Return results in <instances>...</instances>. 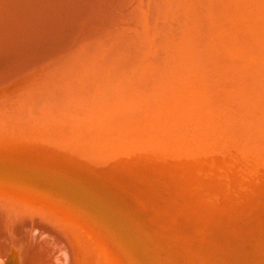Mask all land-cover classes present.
<instances>
[{
	"label": "rangeland",
	"instance_id": "1",
	"mask_svg": "<svg viewBox=\"0 0 264 264\" xmlns=\"http://www.w3.org/2000/svg\"><path fill=\"white\" fill-rule=\"evenodd\" d=\"M164 1L74 0L57 10L56 26L48 8L31 6L21 33L0 31V153L77 155L51 160L126 208L165 264H264V0H178L162 12L179 15L171 34L150 25ZM77 25L82 39L68 32ZM88 123L147 139L119 146L128 163L117 166L108 155L71 152V139L46 127L83 138ZM126 168L170 187L142 188L150 207L134 202ZM19 199L0 193L1 203ZM79 218L67 219L63 235L73 249L80 225L87 264L84 251L100 234Z\"/></svg>",
	"mask_w": 264,
	"mask_h": 264
},
{
	"label": "bare ground",
	"instance_id": "2",
	"mask_svg": "<svg viewBox=\"0 0 264 264\" xmlns=\"http://www.w3.org/2000/svg\"><path fill=\"white\" fill-rule=\"evenodd\" d=\"M15 1L0 0V31L3 36L9 34L15 24L18 26L17 28L22 26V17L28 15V8L31 6L38 9L48 8L49 12L54 14L55 7L59 6L60 9L62 5L70 8L74 2V0H28L29 7L22 10L21 6L17 5ZM179 4L181 3L178 0H167L155 5L153 8L154 17L150 19V25L154 24L157 30L158 28L162 29L164 26V30L171 34L174 27H176L177 16H179L174 15L180 11H174V17L168 13L167 19L163 18L162 12L165 14L167 9L173 11L178 8ZM76 5L78 8H83L82 3ZM66 14L71 15L67 12ZM78 15L80 16V14ZM164 20L167 21L168 25L165 24ZM9 24H12L11 28H9ZM68 32L77 36L79 34L78 39H82L83 37V28L78 25L70 27ZM15 58L23 63L28 62L23 58ZM66 59V57L62 58V60ZM7 60L11 61L9 58ZM12 73H15V71ZM33 158L40 160L32 162ZM43 159L46 160L47 164H35ZM49 162H56L58 164L57 168H51L48 164ZM6 166H24L29 168L36 171L34 177L36 180L41 178L44 180L43 182L49 184L44 185L39 183V185H35V188V186L26 187L14 181L0 179V193L12 192L18 198H21L19 199L20 202L23 200L28 205H32L25 206L18 201L17 204L14 202L15 205H9L4 202L1 203L0 200V264H4L6 260H10V264H83V229H81L80 225L72 227L76 231V237L79 238L73 245L76 249L73 247L75 251L63 235L66 229L62 225L65 223L69 225L68 222L70 221L67 219L71 217H84L91 221L97 227L98 234H100L99 244L95 246L97 248L93 249L92 252L88 250L84 251V255L86 254L84 258L87 259H85L87 264H93L90 261L91 258L94 260V264H152L149 261L150 254L144 244L155 257L157 264H165L164 258H161L158 252L150 245L146 232L130 216L129 211L121 207L122 205L119 203L120 206L117 203L118 201L114 202L106 194L103 195L104 193L101 192L102 188L86 180V177L79 171L66 166L60 161L44 157L21 155L18 153H15V155L0 153V167ZM8 173H10L9 175H12V173L22 174L16 171ZM57 176L66 181H76L81 185H77L78 187H76L75 183H69V186H62L56 182ZM57 181L66 185L65 181ZM56 187L61 191L57 190ZM83 188H87L88 190L91 188L89 191L95 195L97 194V196H94L88 190L84 191ZM46 189H48L49 193H47L49 195L44 193ZM56 193H59V195H56ZM70 194L79 197L80 200L76 198L77 200L70 203ZM99 199H102L104 202ZM80 218L79 220H81Z\"/></svg>",
	"mask_w": 264,
	"mask_h": 264
},
{
	"label": "water",
	"instance_id": "3",
	"mask_svg": "<svg viewBox=\"0 0 264 264\" xmlns=\"http://www.w3.org/2000/svg\"><path fill=\"white\" fill-rule=\"evenodd\" d=\"M15 2L17 3V5H20L21 6V9L22 10L23 9H27L29 7L28 0H26V2H25V0H16ZM87 5H88V2H87ZM58 9H59V6H57V7L54 8V10H55L54 12L55 13L52 16L53 17L52 18L53 19L52 24L54 26H56L58 24L59 20H60L59 19L60 15L57 12ZM15 25L13 26V29L10 31V33H13V34L21 33L20 31H18V28H17L18 26L16 25V27H15ZM11 27H12V24H9V28H11ZM15 28H16V31H17L16 33H15ZM42 31H43L42 34L44 36H46V35L48 36L50 34L47 31L45 32V29L42 30ZM208 56L209 55H207V59H208ZM204 73H205L206 76H208L209 71H208L207 67L204 70ZM119 92H122V90L119 91ZM103 123H105V122H103ZM46 127L48 129H50V130L57 131V133H59V135H61L60 138H64L65 140H70L71 139V141L69 143L70 147H73V150L71 152L78 153V154H83V155H108L109 157H112V159H114L115 165L121 164V163L123 165H125V163H128V161H124L125 162L124 163L121 158H119V157L116 156L117 155L116 153L118 152V149L119 148H121L120 149V153L122 154V149H124V151H126V149L128 147L126 146L125 148H122V147H119V146H122V144H126L127 145V143H130L133 140V136L134 135L139 136V137H141L144 140L147 139V138L143 137L141 133H136L135 132L136 131L135 129L132 132L127 129L124 132H115V134H112V135H108L107 136V134H111V133H114V132H108V130H107V127L108 126L103 127L102 125L100 126V124H99V126L98 125H95L94 126L93 124L88 123L85 126V127H88V128H86L87 131H84L81 134V136H83V134H84L83 138L82 137H79V136H76V135H73V134H71L68 131H63L62 129L51 128L49 126H46ZM64 135L66 137H68V138L64 137ZM41 156H48L47 159H51V158H55L56 159L57 158V159H64V160H66L68 158L69 160H72V161L77 160V155H67L66 154V155H41ZM38 160H40V159H38ZM38 160H36L35 158H33L31 161L32 162H35V161H38ZM117 160L119 162H121V163H119ZM131 160H133V159H131ZM44 163L47 164L46 160L43 159L39 163H35V164L43 165ZM109 163L111 165L113 164V162H109ZM48 164H49V166L51 168H54V169L57 168V166H58V164H56V162L55 163H50L49 162ZM119 167H121V166H119ZM121 168H123V167H121ZM128 168H129V166H128ZM128 168H126L127 170L125 171L126 175L129 178L134 179L137 182V185H138V186H136L137 188L135 189L134 194L138 193L139 195H138V197L133 198L132 201H134V202H137V203L144 202L145 205H147L148 207H150V206H152V204H151L152 201L148 200L144 196L145 194H140L139 193L140 190L142 188L143 189L145 188V190H148L149 189V190H154V191H156V190L164 191L165 189H167V188L170 187V185L167 184V182H162V181H159L157 179H154L152 181L151 179H149V177H147L145 175L134 174L132 171H130L131 169L129 170ZM33 169H35V168H33ZM10 171H16V172L22 173V174H16V173L13 174L12 173V175H9L10 173H8V172H10ZM129 171L131 173H133L134 176L130 175ZM35 173H36V171H33V170H31L29 168H26L24 166H21V167H19V166H17V167H9V166L0 167V179L1 180L7 179L9 181H12V182L14 181L15 183H18V184L23 185V186H26V187H32V186H35L36 184L39 185V183H42L44 185L49 184V183L43 182L44 180L41 179V178L38 179V180H36L34 178L35 177ZM135 175H137V178H138L139 181L137 180V178H136ZM96 176L97 177L100 176L102 181L108 182V178L105 177V175H104L103 172L97 174ZM57 180L65 181L66 182V185L61 184ZM56 182L58 184L62 185V186H69L70 185L69 183H75L74 185L76 187H78L77 185H81V184H79L76 181H71V180H67L66 181L65 179H63L61 177H58V176L56 177ZM111 184H113V183H111ZM102 185H105V184L103 183ZM130 186H133L134 187V185H131V183H130ZM35 188H36V186H35ZM56 189L59 190V191H61L57 187H56ZM83 190L85 191V190H88V189L87 188H83ZM47 192L49 193L48 189H46L44 193L47 194V195H49ZM106 192H108V191H106ZM108 193L111 196H117L119 199L124 200L119 194H117L115 192H108ZM91 194H93V193H91ZM148 194H149L150 199L152 200L151 196L153 197L154 194H152V193H148ZM56 195H59V193H56ZM93 195L94 196H97V194L96 195L93 194ZM76 198L78 200H80L79 197L70 194V196H69L70 203H72L75 200H77ZM99 200L103 201L102 199H99ZM131 203L130 204L128 203V204L130 206H132ZM98 204H99V202H98ZM132 207H135V206H132ZM144 246L146 247V249L148 250V253L150 254L149 261L152 264H157L156 261H155V257L152 255V253L150 252V250L147 248V246L145 244H144ZM4 264H10V260H6L4 262Z\"/></svg>",
	"mask_w": 264,
	"mask_h": 264
}]
</instances>
